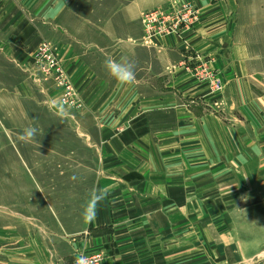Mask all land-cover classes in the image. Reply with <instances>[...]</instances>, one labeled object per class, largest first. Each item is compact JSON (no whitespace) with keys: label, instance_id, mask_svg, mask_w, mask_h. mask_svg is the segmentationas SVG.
Returning a JSON list of instances; mask_svg holds the SVG:
<instances>
[{"label":"crops","instance_id":"obj_1","mask_svg":"<svg viewBox=\"0 0 264 264\" xmlns=\"http://www.w3.org/2000/svg\"><path fill=\"white\" fill-rule=\"evenodd\" d=\"M172 2L196 8L193 30L145 41L142 14ZM43 41L84 103L75 115L38 81ZM107 56L132 60L135 83L110 78ZM0 112L77 126L84 204L107 193L76 229L3 227L0 264H73L78 250L106 251L103 264H264V0H0Z\"/></svg>","mask_w":264,"mask_h":264},{"label":"rangeland","instance_id":"obj_2","mask_svg":"<svg viewBox=\"0 0 264 264\" xmlns=\"http://www.w3.org/2000/svg\"><path fill=\"white\" fill-rule=\"evenodd\" d=\"M83 107L82 101L80 109L67 110L77 112ZM59 109L66 108L60 104ZM34 114H23L29 117L23 119L24 124L39 129L35 139L25 143L20 136L26 127H17L20 113L0 112V230L9 227L10 230H5L15 236L24 226L28 231L43 226L53 231L56 228L61 231L62 226L76 229L81 225L88 195L83 189L88 178L85 172L83 174L82 131L75 125L68 129L66 118L56 119L46 114L35 118ZM2 123L16 127H3ZM73 150L74 160L67 158ZM73 176L75 180L71 179ZM73 208L74 223L58 225L52 220L58 214L66 219V212ZM42 220L47 222H35ZM79 252L76 251L75 256Z\"/></svg>","mask_w":264,"mask_h":264},{"label":"built area","instance_id":"obj_3","mask_svg":"<svg viewBox=\"0 0 264 264\" xmlns=\"http://www.w3.org/2000/svg\"><path fill=\"white\" fill-rule=\"evenodd\" d=\"M198 20V11L191 4L170 3L168 6L142 14L141 21L145 34V41L151 42L156 38L169 35L183 36L193 30ZM33 63L39 75V82H52L61 92L60 104L66 109L77 110L82 107V101L77 90L69 78L58 54L57 48L50 42L43 41L33 53ZM203 74L197 76L202 79H211L217 89L220 88L216 75L201 67ZM83 255L86 259L83 264H103L106 251L94 253L79 252L76 258Z\"/></svg>","mask_w":264,"mask_h":264},{"label":"clouds","instance_id":"obj_4","mask_svg":"<svg viewBox=\"0 0 264 264\" xmlns=\"http://www.w3.org/2000/svg\"><path fill=\"white\" fill-rule=\"evenodd\" d=\"M103 68L110 78L122 86L133 84L136 81L135 63L132 60H117L112 56H107L103 61ZM38 133L39 129L30 125L23 130L20 140L25 143H31ZM71 179L75 180L76 177L73 176ZM106 195L107 193L102 189L93 188L90 191L89 198L82 212V216L87 222L90 223L95 218L97 207L105 199ZM85 259L83 255L78 256L76 264H83Z\"/></svg>","mask_w":264,"mask_h":264}]
</instances>
